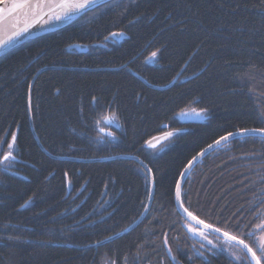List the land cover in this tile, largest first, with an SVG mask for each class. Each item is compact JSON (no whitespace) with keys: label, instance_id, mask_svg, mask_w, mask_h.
I'll list each match as a JSON object with an SVG mask.
<instances>
[{"label":"trees","instance_id":"obj_1","mask_svg":"<svg viewBox=\"0 0 264 264\" xmlns=\"http://www.w3.org/2000/svg\"><path fill=\"white\" fill-rule=\"evenodd\" d=\"M189 110L205 122L181 123ZM107 117L119 127H106ZM256 128H264V0H113L24 42L0 57L3 152L16 137L15 159L0 166V264H251L235 245L200 241L175 195L196 155ZM119 156L139 158L154 178L151 209L129 232L150 178ZM181 200L264 264V138L206 155Z\"/></svg>","mask_w":264,"mask_h":264},{"label":"water","instance_id":"obj_2","mask_svg":"<svg viewBox=\"0 0 264 264\" xmlns=\"http://www.w3.org/2000/svg\"><path fill=\"white\" fill-rule=\"evenodd\" d=\"M110 1L113 0H95V3L93 5H90L88 8L80 9L64 17L61 9L55 6L56 4L61 3L62 0H27V3H24V0H1L0 1V39L8 40L10 36L13 38L5 47L0 48V57L5 53L9 52L10 50H13L17 46L23 44L26 41L41 37L45 34L52 33L66 27L67 25L77 20L80 16L84 15L85 13ZM17 4H22L23 6L17 8L16 7ZM37 4H39L40 7H36ZM57 14L62 16V18L58 22L49 23L46 21V19L51 15L53 16ZM24 29L27 30L25 31ZM14 34H18V35H14ZM113 38L119 41L121 40L122 35L115 34ZM76 48L82 52L87 50L86 47H82V46H76ZM178 120L183 124L201 123V122H205L206 117L203 116V113L193 114V112H190V113H184L183 115H179ZM102 132L110 133L112 135V132L110 130H102L101 133ZM231 134L232 135L228 134L224 136L227 137V139L222 140L220 138L219 140H217L219 141V143H217L216 141L213 144L206 147L203 151H201L198 155H196L186 166V168L181 174V177L176 187V195H175L176 208L178 213L181 215V217L193 228L199 231H203L204 233L213 235L227 243H230L231 245L237 246V248L243 250V252L248 256L247 258H249L251 264H256L255 260L251 258V254L247 252V249H245L243 245L239 244L237 241H227V238L224 237L223 235L224 231L221 230L220 232H216L214 230L216 229L215 227L212 226L211 228H205L203 224H198L196 220H193L192 217L188 215L189 211L188 210L185 211L186 208L183 206L181 200V194L185 182L188 179V176L194 170L196 165H198L206 157V155L208 156V154L217 151L218 148L236 139H240L244 137H252V136L264 138V134L262 133L245 131V130ZM172 135H174V132L172 133ZM166 137L167 135L156 137L150 141L152 144L155 145V147H149V143L146 144V147L155 149L164 142ZM117 158L134 159L135 161L140 163L143 168H145L150 178V186H151L150 199H148L149 201L145 208V211L142 213L139 219L125 230V232H129L133 230L135 227L137 228V226L144 220V218L151 209L153 196H154V181H153L154 178L148 166L144 162H142L139 158L133 156H123V157L119 156ZM110 159H114V158H110ZM123 233L124 232L112 236L110 238H107L106 240L102 241L99 245L109 243L117 239L121 235H123Z\"/></svg>","mask_w":264,"mask_h":264},{"label":"snow or ice","instance_id":"obj_3","mask_svg":"<svg viewBox=\"0 0 264 264\" xmlns=\"http://www.w3.org/2000/svg\"><path fill=\"white\" fill-rule=\"evenodd\" d=\"M24 3H27V0H24ZM94 3H95V0H62L61 3L56 4L55 6L60 8L62 13H63V16L66 17L70 13L76 12L80 9H86L90 5H93ZM22 6H23L22 4L16 5L17 8L22 7ZM36 7H40V5L37 4ZM61 18H62L61 15H59V14L55 15V19L59 20ZM24 30L26 31L27 29H24ZM14 35H18V34H14ZM12 38L13 37L10 36L8 38V40L0 39V48L5 47L10 42V40ZM155 55L156 54L153 53V56H155ZM245 131H252V132H258V133L264 134V128L246 129ZM166 135L171 136L172 133H167ZM229 135H232V134L229 133ZM221 139L222 140L227 139V137H221ZM15 140H16V137H15V135H13L12 136L13 143L15 142ZM13 143H9L8 147L10 149L13 147ZM217 143H219V141H217ZM149 147H155V145L152 144L151 142H149ZM14 159H15V157L12 155V153L8 152L3 156L2 159H0V164H5L6 161L10 162L11 160H14ZM178 195H179V193H178ZM185 211H187V209H185ZM188 215L190 217H192L193 220H196L198 224H203L205 228H211L212 227V225L205 224V222L203 220H198L197 217H195L192 213L189 212ZM259 227L264 228V225H260ZM214 230L216 232L221 231V229H219V228H216ZM190 231H193L194 233L200 235L202 238L207 239V236L204 234L203 231H199V230L193 229V228H190ZM223 235H224V237L227 238V241H237L239 244L243 245V247L245 249H247V252L251 254V258L253 260H255L256 264H261V258L259 256H257L256 252L253 250V248L251 246L246 244L243 240H239L237 236L231 235L228 232H224ZM259 240H260V249L259 250H260L261 256H264V235H262L259 238ZM208 242L210 244L212 243L211 240H209ZM165 243H167V241H165ZM168 251L171 252V249L169 248ZM173 259H175V257H173ZM237 259H240V257H237ZM245 259H247V257H245Z\"/></svg>","mask_w":264,"mask_h":264},{"label":"rangeland","instance_id":"obj_4","mask_svg":"<svg viewBox=\"0 0 264 264\" xmlns=\"http://www.w3.org/2000/svg\"><path fill=\"white\" fill-rule=\"evenodd\" d=\"M190 112H193V114L195 113H203L202 111H198V110H189V111H185V112H182L180 115H183L184 113H190ZM192 114V113H191ZM203 116L205 117V114L203 113ZM186 117H187V115H186ZM104 125L106 126V127H109V128H111V127H119L118 126V123L115 121V119L114 118H112V117H107L105 120H104ZM102 135L104 136V137H107V138H113V135H111L110 133H105V132H102ZM14 144V143H13ZM158 148V147H157ZM156 148V149H157ZM8 152H13V147L10 149H8V151H6V152H3L2 151V149H1V147H0V159H2L3 158V156L6 154V153H8ZM8 164H10V162H8V161H6L5 162V164H0V166L1 167H3L4 169H6V168H8V167H10V165H8ZM190 228H193L192 226L191 227H189V229ZM193 229H195V228H193ZM206 236H207V239H204V238H202L200 235H195V236H197V238L200 240V241H203V242H206V243H209L208 241L209 240H211L212 241V243L211 244H217V246L218 245H224V246H226V247H230V243H225V242H219V239H216V238H213V237H211L210 236V234H208V233H204ZM262 235H264V230H262V233H261V235H260V237L262 236ZM259 237V238H260ZM259 242H260V240H259Z\"/></svg>","mask_w":264,"mask_h":264},{"label":"bare ground","instance_id":"obj_5","mask_svg":"<svg viewBox=\"0 0 264 264\" xmlns=\"http://www.w3.org/2000/svg\"><path fill=\"white\" fill-rule=\"evenodd\" d=\"M60 20V19H59ZM59 20H57V19H55V15H51L50 17H48L47 19H46V21L47 22H49V23H52V22H58Z\"/></svg>","mask_w":264,"mask_h":264},{"label":"flooded vegetation","instance_id":"obj_6","mask_svg":"<svg viewBox=\"0 0 264 264\" xmlns=\"http://www.w3.org/2000/svg\"><path fill=\"white\" fill-rule=\"evenodd\" d=\"M111 128H117V127H111Z\"/></svg>","mask_w":264,"mask_h":264}]
</instances>
